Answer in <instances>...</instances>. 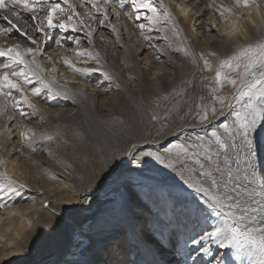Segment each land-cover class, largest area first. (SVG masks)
Segmentation results:
<instances>
[{"label": "snow or ice", "instance_id": "6c2138e0", "mask_svg": "<svg viewBox=\"0 0 264 264\" xmlns=\"http://www.w3.org/2000/svg\"><path fill=\"white\" fill-rule=\"evenodd\" d=\"M83 2L91 4L93 13L89 15L92 19L96 18L95 14L102 15L101 25L108 19L109 7L119 16L116 8L129 5L133 9L131 13L125 12L129 19H133L134 13L136 20L143 18L151 25L148 29L143 23L137 25L141 35L146 30L158 28L166 20L174 19L164 0H159L158 6L153 0H119L118 5H110V0H103L102 5L98 0ZM61 3L66 7H61ZM253 4L260 7L258 0H235L234 6L221 3L215 7L220 17L228 23L229 15H237L235 8L250 9ZM212 6L209 4V7ZM40 12L45 15L40 16ZM55 13H59V16ZM29 19L34 22L30 30L40 34L41 41L30 35L28 28L20 27V23L27 25ZM0 20L7 24H0V35L17 33L35 45L0 44V97L4 98L0 116L6 114L9 104L17 109L23 104L31 109V114L37 113L39 109L31 102L29 95L40 97L46 94L49 100L56 97L70 99L67 85L59 84L39 57L44 53L41 44L48 41L54 40L57 46H62V40L66 39L79 46L80 37L75 34L90 26L76 12V5L69 3V0H60L59 3L57 0H0ZM108 27L119 41L117 28L110 23ZM69 30L72 35L56 38V31L68 33ZM158 30L165 31L162 28ZM238 31L239 26L234 24L232 31L226 34L231 37ZM174 34L178 35L179 30L174 28ZM86 35L91 44L92 30L87 31ZM144 38L152 39L151 36ZM164 39L168 37L165 35ZM74 51L77 61L82 56L87 57L84 64L94 61L99 67H77L72 59L64 56L62 63L68 69L85 76L98 72L105 80L113 79L104 70L98 52L79 47ZM158 51L164 52V49L159 48ZM176 51L187 54L183 47ZM46 59L53 62L51 56ZM201 59L204 70L211 71V62L203 54ZM56 71L53 64L51 72ZM202 79L211 81L213 85L209 87L212 104L196 106V118L203 135H191L189 126L185 125L169 133L171 139L162 149L141 150L133 143L124 155L134 157L130 163L137 165L140 174L130 175L129 170L122 168L126 161L117 160L100 179L101 186L109 184L116 194L111 201L115 209L135 222L136 245L138 249H143V252H136V259L126 260L124 264H189V258L191 264H209V260L210 264H229L226 255H234L240 264H264V39L238 46L232 55L219 60L213 77ZM226 84L231 85L233 91L220 95ZM116 87L119 88V84ZM203 99L201 97V101ZM21 115L27 113L21 111ZM152 120H157V116L153 115ZM20 136L28 147L36 150L33 147L36 137L34 129L28 128ZM40 139L51 140L52 136L42 135ZM146 159L162 165L172 176L178 177L179 182L172 180L168 172L164 173L163 178L148 175L151 171L149 165L140 167ZM2 163L0 161V165ZM25 188L27 185L14 180L6 169L0 170V194L19 196L20 190ZM149 202L156 206L163 203L171 213L169 224L162 227H169L172 220L177 224L184 221L192 224L182 249L176 247L177 234L174 230L166 237L167 246L157 239L153 228L160 222L148 218L158 215L152 212ZM47 203L44 202L45 207ZM3 206L0 204V207ZM184 226L187 228V224ZM208 228L210 230H206ZM160 235L164 236V232L161 231ZM124 243H129L127 237ZM189 243L191 247H188ZM77 247L79 255L84 258L71 264H95L86 258L90 245L81 242ZM119 251L121 247L117 245ZM169 253L171 259H164Z\"/></svg>", "mask_w": 264, "mask_h": 264}, {"label": "bare ground", "instance_id": "6f19581e", "mask_svg": "<svg viewBox=\"0 0 264 264\" xmlns=\"http://www.w3.org/2000/svg\"><path fill=\"white\" fill-rule=\"evenodd\" d=\"M199 1L203 2V8L206 10L205 18L199 20V23H192L193 18L197 15V11H193L192 6L198 5V0H164V4L169 7L174 19L162 22L158 28L164 29L166 25H169L168 29L161 32L158 28H152L151 31L146 30L144 35H141V30L137 25L143 23L146 29L150 28L151 25L143 18L136 20L134 13L133 19H129L125 15V12H133L129 5H125L124 8H116L119 16L113 13L111 7H109L107 9L108 19L104 25H101L102 15L95 14V19H92L89 15L93 13L91 4L84 3L83 0H69V3L76 5V12L80 14L90 28L77 31L75 34L80 37L79 46L66 39L62 40V46H57L54 40L42 43L41 47H43L44 53L39 59L49 70V73L55 75L59 84L67 85L68 94L71 98L56 97L49 100L46 99V94L40 97L29 95L31 102L39 109L37 113L31 114V109L26 105L21 104L19 109H14L10 104L11 108L7 109L2 118V123L0 121V161L3 162L0 165V170L6 169L14 180L27 185V188L20 190L19 196L0 194V204L4 205L0 207V264L5 263V258H7V264H19L18 262L23 255L34 248L32 245L36 239L39 240L40 230L36 228L29 230L26 227L28 225L34 226V222L39 223V217H36L39 209L54 220H58V217L68 213V225L67 232L56 231L51 239L50 244L55 248V258L49 262L32 264H65L66 262L64 263L63 259L69 255L73 246L77 247L78 245V242H76L78 227L85 225L87 222L89 223L91 220H93L91 236L96 237L98 246L101 245V253L96 255L98 264H124L126 260L137 258L136 254L133 255V252H143V249H138L136 245L134 233L137 229L135 222L124 216L117 217L118 212L113 210L107 212L111 217L117 219L115 227L117 225L119 227H116L113 231L108 229V232L115 233L108 237L111 239L107 245H102L103 239L99 234L101 232L105 233L107 230L103 227V219L94 221L96 212L94 211V204L101 196H97V193L111 186L109 184L101 186L100 179L103 177L104 172L117 160L126 161L122 168L129 170L130 175L138 176L139 169L137 165L130 163L134 157L124 155L133 143L137 144L141 150H157L158 147L162 149L163 146H166V142L171 139L169 133H174L177 128L185 125L189 126L188 132L191 135L197 133L203 135L200 132L198 119L195 115H190L176 122L180 118L179 111L183 100L189 98L200 87V77L205 74L207 75L204 77L214 76L218 61L215 55L210 54V51L221 52L224 58L230 56L231 46L233 45L231 38L239 36L241 40L252 42L257 31L254 25L264 23V0H258L259 8L256 4H253L250 9L235 8L237 15H229L228 23H225L220 17L215 5L223 3L226 6H234L235 0L231 2L229 0ZM57 2L59 3L60 0H57ZM98 2L100 5L103 4V0H98ZM118 2L119 0H110V5H118ZM153 2L158 6L159 0H153ZM209 4H213V6L209 7ZM60 6L66 7L63 3ZM201 7L199 3L198 9H201ZM241 10H244L243 14ZM249 12H251L250 17ZM161 14H163L162 11ZM39 15L44 16L45 13L40 12ZM54 15L59 16V13ZM109 23L117 28L120 35L119 41L116 39V34L108 27ZM0 24L7 26L6 22L2 20H0ZM33 24L34 22L29 19L27 25L20 23V27L28 28L29 34L33 35L36 40L41 41L42 36L30 30ZM234 24L239 26V31L230 37L226 33L232 31ZM174 28L179 30L181 36L183 35V40H186L189 48L192 49L194 57L198 62L200 61V74L193 76L197 66L194 67L190 63L185 65L183 63L184 58L179 53L176 54L170 48L169 50L164 48L165 45L169 46L168 43L171 41V37L174 38ZM89 30H92L91 44L88 43L86 35ZM55 35L56 38H59L72 35V32L71 30L68 33L56 31ZM165 35L168 37L167 40L164 39ZM144 36H151V40L155 41V43H148L149 49L152 50V56L148 58L147 53H145L146 48L139 40V37L145 40ZM192 41L197 44L196 48L191 45ZM5 43L7 45L20 43L22 47H35L17 33L7 36L0 35V44ZM77 47L98 52L104 70L108 71L113 79L111 81L105 80L98 72L86 76L80 75L64 66L62 58L67 56L76 63L77 67H99L94 61L84 64L83 61L87 57L82 56L77 61L74 51ZM159 48H163L164 52L158 51ZM188 52L192 54L190 50ZM133 54L134 59H132ZM201 54L211 62V71L204 70ZM47 56H51L53 62H49L46 59ZM165 60H169L168 64L171 66L166 67L163 65ZM53 64L57 69L55 73L51 72ZM95 74L99 75L100 79L94 85L89 83L87 79H95ZM202 81L206 80L203 79ZM117 84H119V88L116 87ZM96 87H100L102 90L106 89L107 92L96 90ZM162 92L166 94V97H164L165 102H163V99L158 101ZM228 92L230 94V91ZM13 95L17 94L13 93ZM199 104L201 103L199 102ZM0 107H3L2 99ZM21 111L27 113L25 115L27 117L24 119L26 124L23 127H18L19 124L16 118L22 117ZM160 113L166 117H170L171 113H176L174 115L176 117L172 121L173 126L169 125L171 130L166 131V134L161 133V136L155 130V126L159 121L152 120L153 115L157 116L158 119ZM8 117H12V119L10 120ZM41 124L43 127L40 126ZM16 127L18 128L16 129ZM28 128L34 129L36 132L33 146H36L35 142L38 135L52 136L50 140L52 146H49L48 156L52 157V161H56L67 169L69 171L67 174L75 172L74 165L69 160L70 154L73 153H78L82 157L90 154L89 157H95V160H99L98 166L93 168V171H89L83 179L74 182L72 186L65 180L54 183H41L36 174L30 170L28 163L24 161L23 154L17 152L27 146L20 133ZM15 133H19L18 136ZM15 138L17 139L14 142L9 143L11 139ZM71 138H75L74 146H69L70 143H73ZM180 138L183 139V136L181 135ZM61 146L66 147L68 152L62 150L64 148L60 150ZM27 148L30 147L27 146ZM145 165H149L151 168V171L148 172V175L151 176L163 178L164 173L168 172L162 165L149 159H146L140 167L143 168ZM40 170L44 173L45 167L42 165ZM168 176L179 182V178L172 176L170 172H168ZM73 191L78 193L77 197L72 193ZM108 191V189L105 190V192ZM32 192H37L38 198H41V200L32 202L34 201L30 196ZM47 200L52 203L51 213L48 209H42L41 207L42 203ZM7 201L11 203L19 202L18 204L21 206H8ZM24 201L29 203H23ZM149 206L152 212L158 215L148 218L154 222H160V225L153 228L157 239L162 240L167 246L166 237L170 231L174 230L177 234L175 244L179 245L177 249L183 247L186 234L192 228L190 223L184 221L187 223L186 228L183 222L177 224L172 220L169 227H162V225L169 224L172 219L171 213L163 203L156 206L151 205L149 202ZM56 209L60 212H57ZM147 215V212H145V216ZM29 221H31V224H29ZM206 230H210V228ZM161 231L164 232V236L160 235ZM83 232L84 235L87 234L86 230ZM31 236L35 238L33 241H30ZM126 237L129 241L127 244L124 243ZM119 238L122 240L118 241ZM84 240L85 237L82 241ZM116 240L123 244L120 245L121 251L114 250L117 258H121V255L129 249L131 250L129 251L131 256L124 255L119 263L102 260L106 247H110ZM190 245L188 244V247ZM157 259H160V257H157ZM164 259H171V254L169 253ZM204 259L209 260V258ZM226 259L230 260L229 258ZM75 260L77 258L70 259V264ZM236 262L237 260H233L232 264H236Z\"/></svg>", "mask_w": 264, "mask_h": 264}, {"label": "rangeland", "instance_id": "374dc122", "mask_svg": "<svg viewBox=\"0 0 264 264\" xmlns=\"http://www.w3.org/2000/svg\"><path fill=\"white\" fill-rule=\"evenodd\" d=\"M229 1L231 2L232 0H229ZM197 3H198V5L192 6L193 7V11H197L196 12L197 15L195 16V18H193L192 23H199V20H201L202 18L203 19L205 18L206 10L203 8V2L198 0ZM199 3H200V6H202L201 9H198ZM233 4H235V1H234ZM243 12H244V10H241L242 14H243ZM254 26L257 29V31H256L255 37H254L252 42H256L258 40L264 39V23H256ZM168 27H169V25H166V27L164 29H168ZM214 27H216V25H214ZM197 29L201 30L199 28H197ZM217 30H218V28H217ZM139 38H140L139 39L140 43L143 45L144 48H146L145 53H147V55H148L147 58L149 56H152V50L149 49L148 43L149 42H153V41L151 39L150 40H147V39L144 40L141 37H139ZM171 38H172L171 41H169V43H168L169 46L165 45L164 48H167L168 50L170 48V50H172L173 53L174 52H176V54L179 53L184 58L183 59V63H185V65L190 63L194 67L197 66V68H195L196 70H195L193 76H195V74L196 75L200 74L199 70L201 71V68H200V64L201 63L199 64L200 61L198 62L197 59L194 57V53H193L192 49L189 48L186 40L185 41L183 40L184 39L183 35L181 36L180 34H178V35L174 34V38L173 37H171ZM231 40L233 41V45L231 46L232 47L231 55L233 54V52L236 50V48L238 46L250 43V42L241 40L239 38V36H236V38H231ZM153 43H155V41ZM191 45L195 46L194 48H196L197 44H194V42L192 41ZM180 47H183L184 49H186L187 50V54H186L185 51H176V49L180 48ZM188 50H190L192 54H189ZM210 52L211 53L212 52L216 53L215 54V58L217 59L218 62H219V60L224 58V56H223V54L221 52H219V53L216 52V51H210ZM168 56H169V54H168ZM132 59H134V54L132 55ZM169 60L163 61L164 62L163 65H165L166 67L167 66L168 67L171 66L170 64H168ZM186 61H189V62H186ZM193 61H194V63H193ZM186 68H187V66H186ZM205 75H207V74H205ZM205 75H203V77ZM98 76L96 75L95 79L88 78L87 80H88L89 83L95 85L97 83V81H99V79H100ZM203 77L199 78V81H201L199 83L200 87L196 91H194L189 96V98H186L185 101L183 100V103L181 104V108H180V111H179L180 118L178 120H176V122L179 121V120H183V119L187 118L190 115H195L196 116V112H197L196 106L199 104V102L200 103H204V104H208V105L212 104V98H211V96L209 94V87H211L213 85H212V82L209 81V80L202 81ZM211 77H213V76H211ZM156 85H154V86H156ZM205 85H208V87H205ZM98 89L101 92H107V91H105L106 89L102 90V88L96 87V90H98ZM232 89L233 88L231 87V85H227L226 84L219 94L220 95H228L229 94L228 91H230V93H231ZM161 96H163V97H161ZM161 96L159 95V100L158 101H161L163 99V102H165L164 97H166V94L164 92H162ZM201 97L204 98L203 101H201ZM1 99L3 100V105H4V98L0 97V101H1ZM217 107H219L218 104H217ZM8 108H11L10 104H9ZM14 109H17V108H14ZM16 114H17V112H16ZM174 115H176V113H171L170 117L169 116L166 117V116H162L161 113H160V117L157 119L159 122H157L158 124L155 126L156 127L155 130L157 131L159 136H161V133L162 134H166V131L169 132L171 130L170 126L173 124L172 121L176 117ZM26 117L27 116L23 115L19 119L16 118L18 120L17 123L19 124L18 127L19 126L23 127L26 124L25 120H24ZM2 118H3V116L0 117L1 123L3 121ZM168 121H169V123H168ZM40 126H42V124ZM18 127H16V129ZM15 134H16V136H18L19 133H15ZM41 136H42L41 134L38 135V139L35 142L36 146H33L36 149L35 151L32 150L33 148H29L28 149L27 146L23 147L19 151H17V152H20L19 154H23L24 161L26 163H28V165L30 167V170H32L36 174L37 179L41 183L42 182L43 183L44 182L54 183V182H61L62 180H65V182L69 183L72 186V185H74V182L83 179L85 177V175L88 174L89 171H93V168H96L98 166L99 160H95V157H89L90 154H87V156L82 157L78 153L70 154L71 153L70 152L69 153L70 154V159L69 160H70V163H72L74 165V169H75L74 171L75 172H72L71 174H67V172H69V171H67V169L62 167L56 161H52L51 160L52 157L48 156V154H49L48 151H50V150H48V149H50L49 146H52L51 142H50V140L40 139ZM16 139L17 138L11 139L9 141V143L14 142ZM71 140H72L73 143H70L69 146L70 145L74 146L75 138H71ZM62 148H64V149H62ZM61 149L66 151V152H68L67 148L64 147V146L63 147L61 146L60 150ZM42 165H43V167H45V170L43 171L44 173H42V170H40ZM138 175H139V173H138ZM107 189L109 191L105 192V190H107ZM72 193H74L75 197H77V195H78L77 192L73 191ZM98 195H101V196L98 197V200L94 204V207H95L94 211H96L95 212V218H94L95 220L94 221L103 219V227L107 231L105 233L101 232L99 234V236L101 235V237L103 239L102 240V245L105 246V245L108 244L109 240L111 239V238H108V237L111 234L115 233V232H108V229L113 231V230L116 229V227H119L118 225L115 227V225H116L115 222H116L117 219L115 217H111L108 214V212H107L109 210H113L114 212H118L116 209H114L115 207L111 203V201L113 199H115L116 194L111 191V187H107L104 190H102L101 192H98L97 196ZM30 196L32 197V200H34L32 202H36L38 200L39 201L41 200V198H38L37 192L36 193L32 192ZM27 202L28 201H24L23 203H27ZM44 202L41 205L42 209H48L49 212L51 213V207H52L51 201L47 200V202H48L47 203V207L44 206ZM18 203L19 202L11 203L10 201H7L6 204L8 206H12V207H14V206L20 207L21 205L18 204ZM56 210H57V212H60L58 209H56ZM53 215H55V214L53 213ZM68 216L69 215L67 213V214H64L62 217H58L59 218L58 220H54L52 218H49V215H46L44 212H41L40 209H39L38 210V214H36V217H39V223L34 222L33 223L34 226H29L28 225L26 227L29 230L35 229V228L40 230L39 240H37V239L35 240V243L32 245V246H34V248L31 249L30 251L28 250L23 255V257L20 259V261L18 263L19 264H21V263L22 264H24V263L25 264H32V263H40V262H49V261L53 260V258H55V256H56V254H55L54 246H52L50 244L51 239L53 238V235H54V233L56 231L67 232V225H68L67 224L68 223L67 218H68ZM120 216H122V215L118 212L117 217H120ZM92 222H93V220L89 221V223L87 222L83 226L81 225L80 227H78V230H77L78 231V235H77L78 238L76 239V242H78V244H80L81 243L80 241H82L83 238L85 237V240L82 241V242L85 245H90V248L88 250L86 258L94 261L95 264H98L96 262V260H97L96 259V255L101 253V251H100V248H101L100 246L101 245L98 246V241H97L96 237L91 236V233L93 232V223ZM183 223L187 224L185 222H183ZM209 224H211V221H209ZM106 226H108L109 228H107ZM191 226L192 225L190 223V227ZM84 230L87 231L86 235H84V232H83ZM34 239L35 238L31 236L30 241L31 240L33 241ZM120 240H122V239L119 238L118 241H120ZM117 245H123V244L117 242V240H116V242L113 243L110 247L109 246L106 247V249L104 251L105 255L102 258V260H104V261L105 260H107V261L111 260L114 263H119L121 261V259L124 257V255L131 256V254L129 253V251H131V250L129 249L124 254L121 255V258H117L116 254L114 252V250H117ZM189 245H190V243H189ZM71 246H70V248H71ZM178 246L179 245H176L177 248H178ZM189 247H191V245ZM182 248L183 247H180V249H182ZM135 254L136 253L133 252V255H135ZM73 258H77V260L84 258V257H81L79 255V248L75 247V246H73V248L70 251L69 255L66 256L63 259V261H64V263L66 262L65 264H70V259H73ZM226 258L230 259L229 260L230 264H232V261L235 260L234 255H226L225 259ZM189 264H191V258H189ZM236 264H240V262L237 261Z\"/></svg>", "mask_w": 264, "mask_h": 264}]
</instances>
